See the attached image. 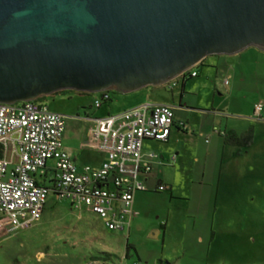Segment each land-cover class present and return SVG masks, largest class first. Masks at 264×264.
<instances>
[{"label": "rangeland", "instance_id": "374dc122", "mask_svg": "<svg viewBox=\"0 0 264 264\" xmlns=\"http://www.w3.org/2000/svg\"><path fill=\"white\" fill-rule=\"evenodd\" d=\"M205 62L192 68L199 75L189 78L185 88L179 81L170 90L160 87L148 98L176 107L177 119L189 129L183 132L184 141L192 143L193 151L165 171L172 183L159 178L172 190L156 191L148 185V191L138 194L146 205L139 212L140 222L158 227L170 215L165 238L150 237L152 228L140 232L133 226L128 238L126 232L109 231L85 207L79 217L69 200L50 193L40 219L28 228L14 229L8 216L0 214V264H90L93 257L102 264H264V124H255L254 143L240 156L232 155L234 149L226 146L216 172V161L206 154L209 129L201 135V127L211 128L215 115L219 118L214 123L222 129L227 119L244 127L247 122L236 120L251 117L254 103L264 100V51L248 47L232 55L207 56ZM95 96L71 91L46 100L53 111L65 115L63 141L78 165L99 160L95 152L75 149L89 127L85 117L113 114L138 101L137 93L113 92L110 102L95 107ZM149 143L155 151L164 146ZM200 188L218 190L217 196L196 194ZM215 197L221 206L213 210L209 203ZM183 204L189 206L180 212L172 207ZM159 213L162 218L152 221ZM178 213L181 217L172 219ZM127 243L134 244L137 252L129 248L125 257ZM104 253L107 261H101Z\"/></svg>", "mask_w": 264, "mask_h": 264}, {"label": "water", "instance_id": "95a60500", "mask_svg": "<svg viewBox=\"0 0 264 264\" xmlns=\"http://www.w3.org/2000/svg\"><path fill=\"white\" fill-rule=\"evenodd\" d=\"M264 51V0H0V103L135 92Z\"/></svg>", "mask_w": 264, "mask_h": 264}, {"label": "built area", "instance_id": "2783aa9c", "mask_svg": "<svg viewBox=\"0 0 264 264\" xmlns=\"http://www.w3.org/2000/svg\"><path fill=\"white\" fill-rule=\"evenodd\" d=\"M187 72L197 74L191 69ZM99 93L103 96L94 98L95 107L109 99L108 91ZM263 114L264 102H255L253 117L260 119ZM87 119L88 144L108 152L99 168H79L64 150V114L44 102L0 103V214L8 216L14 229L28 228L38 221L50 193L75 207H87L109 230H122L128 224L134 195L147 189L144 177L152 169L142 158V143L145 139L167 141L174 108L147 102ZM214 131L223 134L216 128ZM149 156L157 157L155 153ZM49 160L53 161V176L51 184L45 186L37 182L35 174L44 172ZM157 189L164 191L166 186L159 184Z\"/></svg>", "mask_w": 264, "mask_h": 264}, {"label": "crops", "instance_id": "0c3cea01", "mask_svg": "<svg viewBox=\"0 0 264 264\" xmlns=\"http://www.w3.org/2000/svg\"><path fill=\"white\" fill-rule=\"evenodd\" d=\"M205 61H206V58L203 60V62L206 63ZM203 62H201V64ZM191 71H195L197 73L196 76H193V77H197L199 75V73L196 70L191 69ZM228 76H227V78H228ZM187 80L188 79H186L184 81V83L182 84V86L184 88H185ZM179 81H181V83H182V80L180 79V77H178V78H176V79H174V80H172V81H170V82H168V83H166L164 85H161V86H148V87L142 88L140 90H137L135 92H131V93H137L138 101H137V103H135V104H133L130 107L125 108V109L136 107V106H139V105H141L143 103H147V102L157 103V102H152V101H150L148 99L149 97H151L150 94L152 92L156 91L157 89H159L160 87H163V86L166 87V89L170 90V89H172L173 86H176ZM260 101L264 102L263 99L260 100ZM108 102H110V101H108ZM173 108H174V124H173V126L171 128V132L169 134V137H168L167 141H157V140H153V139H145L143 141V143H142V150H141L142 158H143V160H145L148 163H150L152 169H151V172L148 173L144 177V182H145V185H146L147 189L145 191H138L134 195L133 203H132V214L130 216H127V218H126L128 224L126 225V227H124V229L118 230L120 232H126L127 238L129 237L130 230H132L133 226H134V228L138 229V231H140V232H143V230L146 229V228H150V229L152 228V232H151L150 237H153V238H158L159 236H162V238L166 237V233H167V229H168V223L170 221V219H169L170 215L166 214L164 216L165 219L163 221H161V223L159 224L158 227H157V225H155V226L151 225L150 227H148V224H149L148 222H146V221L140 222L139 219H138V215H140L142 213H139V212L140 211L143 212L144 207H146V205L143 204V203H140L141 196L138 195V194L148 191L149 190L148 185L155 186L154 190H156V191H159L157 189L159 184H164L166 186V190H164V191L172 190V185L165 184L162 181V179H159V178L160 177H164L170 183H172L171 180H169L167 178V176L164 175L165 171H167L168 169H173L174 167H176L178 158H180V157L183 158L184 156H186L187 153H190V152L193 153V151H192V143H189L188 141H184L185 136H183V132H187V130H189V129L188 128L186 129V124L184 122H182L181 120L177 119L176 114H175L176 107L173 106ZM125 109H122V110H125ZM122 110H120V111H122ZM183 110H186V109L183 108ZM117 112H119V111H117ZM87 117L88 116L85 117V120H86V122L89 123V127H90V122L87 119ZM220 117H222V116H220ZM218 118L219 117L217 115L214 116L213 125L211 126V128L210 127L207 128L205 126L201 127V130H202L201 131V135L206 134L205 132H207V130L209 129L208 130V132H209V134H208L209 138L208 139L210 141L208 142V139H205V141L208 142V144H209V146L206 149V151H207L206 154H207V156H213L214 160L216 161V163L214 165L215 167L213 168L214 172L217 171V167H218V170H220L221 162H222L221 155H223L226 146H230V147H232L234 149V150L230 151V153L232 155L240 156L242 154V152H241L239 155H236L235 154L236 147L231 146L229 144H226L225 141H224L223 135H225L228 131H234L237 134H240L241 132L245 131L249 126H252L254 128V134H255V124H264V114L262 115V117L260 119H257L255 117H253V109H252L251 117H248L246 119L243 118V119L236 120V121H243L245 123L247 122L245 125H243L244 126L243 128H242V126H238L237 122H232L230 119L229 120L227 119L226 123H225V126H224V129H222L221 127H218L214 123V122H216V120ZM180 122L183 123V125H180ZM220 122H221V119L219 120V124H218L219 126L221 125ZM89 127H88L87 132L85 133V135L79 140L78 145H77V147L75 149L77 151L88 150V151L95 152L98 155V159H99L96 162V164H93V165H90V164L78 165L75 162L76 160L70 156V154L68 152V149H67V146L65 145V143L63 141L64 150L69 154V156L72 158L74 163L79 168H82L83 166H86V165L91 166L93 168H99L102 165V163L107 159V156H108V152H107L106 149H101L100 147H92V146H90L88 144V140L90 138ZM214 128H216L218 131H220L223 134H220V133L214 131ZM196 130L197 129L193 128V132H196ZM179 135H182V137L179 136ZM186 138H188L187 134H186ZM171 139H172L174 144H171V146H170ZM181 140H182V142H181ZM150 141H155V142L162 143V144H164V146L160 147L159 151H155L152 148L151 143H149ZM171 147L175 148L174 151H173V149ZM190 149H191V151H190ZM151 153H155L157 155V157L156 158L150 157L149 154H151ZM195 160L198 161V158L195 157ZM49 161H52V160H49ZM49 161H48V166L49 167L46 168L44 170V172H38V173L35 174V178H36L37 182L39 184L45 185V186H49L51 184L52 176H53L52 170L50 168V166H52L53 163L49 164ZM49 172H51V176L50 177L48 176ZM204 173H205V169L203 171V174ZM204 193H208L210 195L217 196L218 190H212V189L211 190L210 189L205 190L204 188H200V190L198 192H196V194H204ZM52 195L54 197H56L54 194H52ZM216 200L217 199L215 197L213 199V202L209 203V204H212L211 207L214 208L213 210H216L217 208H219L221 206V205H219V203ZM70 205H71L72 208L79 210V214H80L79 217H81V211H82V209H84L83 207H85V206H81V207L78 208V207L73 206L71 203H70ZM187 206H189V205H184L183 204V205H177V206H172V207H175L174 210H176V211L178 210L180 212L182 209H185ZM208 206H210V205H208ZM198 207H201V204H199ZM151 208H153V207H151ZM85 209L88 210L90 213H92L96 217L95 219L98 220L99 224L103 225L104 228H106L104 223H103V220L97 214L93 213L87 207H85ZM156 209H157V207L153 208L152 210H156ZM168 210H173V209H168ZM144 216L147 217V218L149 217V216H146V215H144ZM153 217H152V221H153V219L158 220V219L162 218V215L159 213V214L153 215ZM177 217L180 218L181 214L178 213V215H173L172 219H175ZM210 222H211L212 227H214L213 226L214 225V215L211 216ZM161 228H163V231H160ZM154 229H156V230H154ZM109 231H113V230H109ZM198 238H203V237L199 236ZM131 246H133L134 251L137 252L136 248H135L136 246L134 244L130 245L129 243H127L125 257L129 256L128 255L129 254V248H131ZM138 259H139V257H138ZM89 263L90 264H102V263H98V262L92 263L91 261ZM110 264H114V263H110ZM157 264H160V261H158Z\"/></svg>", "mask_w": 264, "mask_h": 264}, {"label": "trees", "instance_id": "16d2710c", "mask_svg": "<svg viewBox=\"0 0 264 264\" xmlns=\"http://www.w3.org/2000/svg\"><path fill=\"white\" fill-rule=\"evenodd\" d=\"M191 77H193V76H191V72H187L184 75H182L180 77V79L182 80V84L184 83V81L186 79H189ZM71 91L72 90H64V91L57 92L55 94H58V93H60V94H62V93H68V92H71ZM113 92L114 91H111V90L108 91V93H109V99L108 100H103V103H106L108 101H111V93H113ZM95 95L96 96H100V97L103 96L102 93H96ZM47 97L39 98V99L35 100V102H44V103H46ZM49 108H50V106H49ZM223 137H224V141H225L226 144H229L231 146L236 147L235 154L236 155H239L245 149L250 148L253 145L254 140H255L254 128L252 126H249L245 131L241 132L240 134H237L234 131H228L225 135H223ZM104 255L105 256L102 258L101 261H107L108 255L106 253H104ZM98 259L99 258H97V257H93L91 259V262L92 263L98 262L99 261ZM160 264H167V263H164V262L161 261Z\"/></svg>", "mask_w": 264, "mask_h": 264}, {"label": "flooded vegetation", "instance_id": "af4514ba", "mask_svg": "<svg viewBox=\"0 0 264 264\" xmlns=\"http://www.w3.org/2000/svg\"><path fill=\"white\" fill-rule=\"evenodd\" d=\"M96 94V93H95ZM131 250H133V246H131ZM161 262V261H160ZM155 264H157V263H155Z\"/></svg>", "mask_w": 264, "mask_h": 264}]
</instances>
